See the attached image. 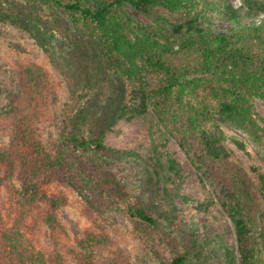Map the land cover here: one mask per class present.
<instances>
[{"label":"trees","instance_id":"16d2710c","mask_svg":"<svg viewBox=\"0 0 264 264\" xmlns=\"http://www.w3.org/2000/svg\"><path fill=\"white\" fill-rule=\"evenodd\" d=\"M124 3L144 12L162 5L172 11H182L184 16L180 23L172 25L173 33L168 34L135 22L120 9ZM244 5L245 9L234 10L226 0L0 2V20L30 31L42 48H46L54 32L61 36V40H54L63 52L65 67L57 64V68L64 74L71 94L76 95L61 134L62 143L53 151L45 148L36 130L51 88L50 77L42 66L29 63L20 68L16 91L10 96L8 106L0 110V126L12 123L9 143L0 147V167H5L0 185L8 186L11 200L17 204L14 208L10 206L12 215L0 209V264H66L65 252L72 253L77 264H94V249L110 240L107 235L87 231L75 246L64 244L63 237H68V233L57 214L65 197L40 193L38 186L39 180L49 183L55 178L79 188L94 210L102 201L119 203L139 232L153 240L162 264H209L195 230L178 221L172 203L168 199L163 201L160 195L159 171L165 167L168 174L177 173L174 159L168 158L163 165L155 147L147 160L135 154L148 168L140 194L134 195L94 159L84 158L75 151L70 159L64 149L91 147L95 153L113 159L132 154L106 145L104 135L126 114L123 76L138 75L141 68L138 60H142L149 78L144 91L159 121L190 152L231 220L240 264H256L252 182L241 166L228 160L218 135L199 132L191 113L173 95L174 86L185 73L210 74L219 83H225L221 87L212 85L208 91L217 104L218 117L254 141L264 139V127L252 118L249 103L251 96L264 98V18L256 20L257 12L252 17L255 10L264 13V5L258 0H244ZM208 10L226 18L227 25H212L205 16ZM170 41L177 42L176 49ZM109 73L111 95L101 102L100 90ZM96 77L100 80L99 88L88 97ZM200 116L207 118L202 112ZM85 126L87 139L79 136ZM15 172L21 187L9 184ZM261 188L264 192L263 179ZM42 202H46V209L37 210L36 215L49 228L51 239L50 249L44 252L26 231L32 230L27 215ZM225 255V264H231L233 253L226 251Z\"/></svg>","mask_w":264,"mask_h":264},{"label":"rangeland","instance_id":"374dc122","mask_svg":"<svg viewBox=\"0 0 264 264\" xmlns=\"http://www.w3.org/2000/svg\"><path fill=\"white\" fill-rule=\"evenodd\" d=\"M226 1L232 4V0ZM258 1L264 5V0ZM43 8L49 10L47 6L43 5ZM52 8L56 9L55 6ZM120 9L135 22L157 27L165 33H173L172 25L180 23L184 16V12L172 11L162 5H155L148 12L138 11L128 3H124ZM256 12L258 16L254 17ZM260 13L263 12L255 10L252 17L260 20ZM205 16L214 26L227 25L226 18H222V15H216L208 10ZM54 38L62 39L54 32L46 48H42L30 31L15 27L7 20H0V110L8 106L10 96L16 91L20 68L29 63L42 66L50 77L51 88L46 106L37 121L36 130L45 148L52 151L62 143L60 139L66 127L67 115L76 99V95L71 94L64 74L57 68V64L63 67L65 64L62 58L63 52L58 48ZM176 43L170 41L173 49L177 48ZM137 64L141 66L138 75L132 78L123 76L126 114L104 135L106 145L130 151L132 154L124 159H113L95 153L91 147L80 150H67L64 147L65 151L68 156L70 155V159L73 151L84 158L88 156L94 159L116 181L125 184L134 195L140 194V185L148 168L139 157L143 160L149 159L155 147L163 165L168 158L174 159L177 173L168 174L165 167L159 171L161 179L159 190L162 200L168 199L174 206L177 220L195 230L209 264H225L226 251L233 253L234 259L231 264H240L235 231L230 218L219 203L208 180L191 158L190 152H186L159 121L144 91L149 80L144 64L142 60H138ZM96 79L98 81H94L95 86L88 90V97L99 88V77ZM110 80L112 76L109 73L100 90L101 102L106 101L111 95ZM212 85L221 87L225 86V83H219L207 73H185L174 86L173 95L179 97L191 113L198 131L216 133L228 155V160L241 166L250 178L255 198L252 230L258 249L256 264H264V192L261 188V179L264 180V139L254 141L247 133L218 117L217 104L208 94ZM249 103L253 109L252 118L260 127H264V98L251 96ZM201 112L207 118L201 117ZM11 129L10 122L0 126V147H6L9 143ZM79 136L88 138L86 126ZM238 143H241V146ZM192 151L195 150L192 148ZM4 169V166L0 167V177L4 175ZM9 184L21 187L17 172ZM38 186L40 193L65 197V203L59 207L57 217L65 225L68 233V237H63L66 246H75L87 231L110 237L107 243L97 245L94 249V264H113V262L162 264L152 243L153 240L139 232L133 220L120 208L119 203L102 201L94 210L85 201L79 188L72 187L59 178L49 183L39 180ZM16 205L15 200H11L8 186L0 185L2 212H11L10 206L14 208ZM45 209L46 202H42L37 209L31 208L27 215V223L32 225V230L26 229L27 236L43 252L51 247L50 230L37 217L36 212ZM12 214L14 211L10 213ZM65 259L66 264H77L72 253L65 252Z\"/></svg>","mask_w":264,"mask_h":264},{"label":"clouds","instance_id":"9594fccd","mask_svg":"<svg viewBox=\"0 0 264 264\" xmlns=\"http://www.w3.org/2000/svg\"><path fill=\"white\" fill-rule=\"evenodd\" d=\"M232 7L234 10L246 8V6L243 4V0H232ZM259 15L261 18H264V13H260Z\"/></svg>","mask_w":264,"mask_h":264}]
</instances>
